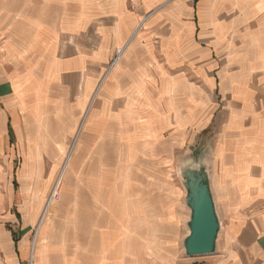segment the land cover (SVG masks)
Wrapping results in <instances>:
<instances>
[{"label": "crops", "instance_id": "crops-1", "mask_svg": "<svg viewBox=\"0 0 264 264\" xmlns=\"http://www.w3.org/2000/svg\"><path fill=\"white\" fill-rule=\"evenodd\" d=\"M56 1L0 0V264H30L31 256L33 264H186L171 250L175 232L180 231L178 214L104 212L102 202L96 203L102 192L107 121L113 120L119 127L124 125L126 130L140 120L141 129L134 126L130 133L126 130L125 137H146L145 131L139 132L146 129L142 128V121L150 126L151 120L163 114V104L169 112L172 98L177 117L182 115L183 122L178 123L177 130L184 138L189 127L207 132L218 113L212 100L203 101L196 91L191 96L186 94L189 87L184 73L159 79L149 61L137 62V49L130 48L133 41L118 70L99 91L96 102L98 106L103 104V109L97 107L96 114L88 116L70 148L72 165L80 163L81 169H88L81 207L86 210L47 212L46 216L41 212V176L26 170L40 169L46 161L41 164V160H23L20 167L19 156L32 148L45 154L50 168L54 163L58 166L57 154L62 160L74 134V121L79 120L76 113L82 112L81 105L77 104V111L74 107V80L87 76L86 95L90 98L94 93L88 90V51L68 48L67 43L58 45L55 21L49 12L55 9L52 2L58 6ZM192 1L195 19L190 25L196 47L188 54L185 50L169 52L168 57L176 59L170 67L193 71L205 88L216 94L219 84L215 74L218 78L221 74L223 87L229 88V93L225 92L226 96L229 94L226 107L229 102L230 111L235 114L234 105L239 107L253 100V90H260L259 94L264 96V0ZM65 2H61L63 8L67 7ZM118 3L115 1L113 6L119 7ZM150 3L145 2L143 8H150ZM42 9L49 10L39 14ZM114 17V24L120 23L116 13ZM115 35V46L120 49L125 39ZM150 54L146 51L145 57ZM103 57L105 54L97 57L102 70L107 60ZM76 65H80L79 70ZM107 73L105 70L101 80ZM107 104L114 105L109 116ZM132 113L137 115L131 116ZM152 125L157 130L155 136H159L160 125ZM52 152L54 156L48 155ZM91 153H97V161L95 157L90 159ZM167 156L151 159L160 165ZM95 164L99 170L97 178L91 171ZM259 166L264 168V160ZM213 167L212 163L211 185L222 217L213 185ZM259 183L264 184L263 175ZM27 185L33 186L31 196L26 192ZM262 194L263 203L257 215L233 212L236 220L231 221V236L220 250V234L216 258L206 264H264L263 191L259 196ZM27 199L34 203L29 205ZM188 220L189 213L181 221L185 232L179 242L184 257Z\"/></svg>", "mask_w": 264, "mask_h": 264}, {"label": "rangeland", "instance_id": "rangeland-1", "mask_svg": "<svg viewBox=\"0 0 264 264\" xmlns=\"http://www.w3.org/2000/svg\"><path fill=\"white\" fill-rule=\"evenodd\" d=\"M115 1L119 2L117 8L113 6ZM56 2L58 6L57 3L56 5L51 3L55 9H42L39 10V14L49 10L50 17L55 21L59 46L67 43L68 48L88 51L91 62L87 66L90 87L101 82L99 86L89 87L90 94L94 92L89 98L85 87L87 76L74 80V107L77 111V104L81 105L82 112L76 113L79 120L74 121V134L68 142L67 151L62 154V160L57 154L58 166L54 163V167L50 168L45 154L32 148L28 154L21 153L19 156L20 167L23 160L31 159L32 162L38 163V155H41V162L46 161L40 169L26 170L32 174L33 171L38 172L37 174L41 176L42 184L39 189L41 212L44 211L52 195L66 158L70 154V148L81 134L86 119L96 114L97 107L103 109V104L98 106L96 102L99 96L97 90L104 86L114 71L118 70L117 68L123 62L114 66L119 57L118 53L134 36L132 43L134 45L130 48L136 47L137 62L149 61L154 67V74L159 76V79L174 77L178 72L184 73L185 83L189 87L186 89V94L191 96V93L196 91L200 97H203V101L212 100L217 104L218 113L212 125L208 126L207 132L202 133L189 127L186 130L185 139L179 135L177 130L178 123L181 124L183 121H181V114L180 118L177 117L172 98L169 99V112H167V105L163 104L162 111L160 109L163 114L159 113L158 119L151 121L148 119L150 126L142 121L144 123H142V128L146 129L139 132L145 131L146 137H125V134L130 133L134 126L141 129L140 120L133 122L134 126L126 127V130H129L128 133L124 130V125L119 127L113 120L107 121L104 168H102V174H104L101 175L102 192L100 199L96 197V203L101 204L102 202L104 212H155V214L171 212V214H178L180 219L177 225L180 226V231L175 232L176 238L171 250L176 252L175 256L180 262L206 264L207 260L216 258V255L198 257L182 255L179 241L185 229L181 221L184 217L187 218L189 209L183 202L185 190L178 174L179 163L184 158L196 157L203 153L211 156L214 164L213 185L223 219V232L219 244V249L222 250L226 239L231 236L232 218L236 220L233 212L240 210L245 214L257 215L261 210L260 204L263 203L261 201L263 194L261 196L259 194L264 192V184L259 183V180L262 175L264 177V168L259 164L264 160V96L259 94L260 90H253V100L239 104L240 108L234 105L236 113L233 114L230 111L229 102L227 107L225 104V98L229 97V94L226 96L225 92L229 93V88L225 90L223 87L221 74L219 78L215 74L219 84L216 94L215 91L205 88L203 81L193 71L177 69V66L170 67L176 59L168 57L169 52L171 54L173 50L176 52L185 50L188 54L196 47L194 30L190 25L195 19L192 0H106V4L104 0H64V5H67L68 10L61 6L63 0ZM145 2H151L150 8L146 10L143 8ZM121 4L123 5L120 6ZM115 13L120 19L118 24H114ZM115 33L118 37L125 39L120 43L122 45L120 49L115 46ZM146 51L152 56L145 57ZM99 54H105L103 58L107 59L103 70L98 65ZM108 55L109 57L106 58ZM76 68L79 70L80 65H76ZM105 70L108 73L101 80V75ZM170 96L172 97L171 94ZM93 103H95L92 107L95 108L94 110L91 108ZM85 106L87 108L84 110ZM131 107L133 106L129 108ZM113 108L114 105H106L107 116L113 112ZM134 115L137 114L134 113ZM134 115L132 113L131 116ZM152 124L160 125L159 136H155L157 130L154 131L155 127ZM60 148L58 147V150ZM48 155L54 156L55 153ZM157 155L168 156L163 164L155 165L151 158H157ZM89 156L90 159L95 157L97 161V153H91ZM71 161L72 154L58 189V199L55 198L50 212H62V210L84 212L86 210L81 207L82 199L86 196L83 192V183L87 180L86 171L88 169H81L80 163L72 165ZM91 171L97 178L99 170L96 164ZM25 189L30 196L34 192L32 185H27ZM27 200H29V205L34 203L33 200ZM26 203L28 204V201Z\"/></svg>", "mask_w": 264, "mask_h": 264}, {"label": "water", "instance_id": "water-1", "mask_svg": "<svg viewBox=\"0 0 264 264\" xmlns=\"http://www.w3.org/2000/svg\"><path fill=\"white\" fill-rule=\"evenodd\" d=\"M211 156L203 153L184 158L178 166L189 209L188 235L183 241L185 256L214 255L222 232V217L211 185Z\"/></svg>", "mask_w": 264, "mask_h": 264}, {"label": "bare ground", "instance_id": "bare-ground-1", "mask_svg": "<svg viewBox=\"0 0 264 264\" xmlns=\"http://www.w3.org/2000/svg\"><path fill=\"white\" fill-rule=\"evenodd\" d=\"M139 28H140V27H139ZM137 29H138V28H137ZM137 29H136V30H137ZM133 39H134V36L129 40L128 44H126L125 46H123V47L120 49L119 57H118V59H117V61H116V63H115L114 66L118 65L119 62L124 58V56L126 55L127 49H128V47L130 46V44L132 43ZM111 71H112V70H111ZM109 72H110V71H109ZM100 89H101V87H100ZM100 89H99V90H100ZM99 90H97V94L99 93ZM95 93H96V92H95ZM93 99H94V98H93ZM91 103H92V102H91ZM82 125H83V123H82ZM69 153H70V154H69V156L66 158V161H65V163H64V166H63V168H62V170H61V172H60V174H59V177H58V180H57V182H56L55 188L53 189L52 195H51L50 199L48 200V202H47V204H46V207H45V209H44V211H43V212H45V213H44L45 216H46L47 212H50V209H51V207H52V205H53V203H54V201H55V198H56V200L58 199V191H59L58 189L60 188V184H61V181H62V179H63L64 173L66 172L67 163H68V161H69V157L71 156L72 152L70 151ZM40 157H41V155H38L39 160H40ZM40 163L42 164V162H40ZM32 257H33V256H32Z\"/></svg>", "mask_w": 264, "mask_h": 264}, {"label": "built area", "instance_id": "built-area-1", "mask_svg": "<svg viewBox=\"0 0 264 264\" xmlns=\"http://www.w3.org/2000/svg\"><path fill=\"white\" fill-rule=\"evenodd\" d=\"M118 56H119V53H118ZM32 254H33V249H32ZM30 264H33V258L31 256V259H30Z\"/></svg>", "mask_w": 264, "mask_h": 264}, {"label": "trees", "instance_id": "trees-1", "mask_svg": "<svg viewBox=\"0 0 264 264\" xmlns=\"http://www.w3.org/2000/svg\"><path fill=\"white\" fill-rule=\"evenodd\" d=\"M10 134H11V136H12V129H10Z\"/></svg>", "mask_w": 264, "mask_h": 264}]
</instances>
